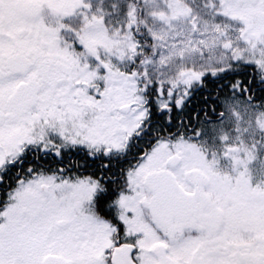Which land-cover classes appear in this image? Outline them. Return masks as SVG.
<instances>
[{"label": "snow or ice", "instance_id": "1", "mask_svg": "<svg viewBox=\"0 0 264 264\" xmlns=\"http://www.w3.org/2000/svg\"><path fill=\"white\" fill-rule=\"evenodd\" d=\"M0 264H264V0H0Z\"/></svg>", "mask_w": 264, "mask_h": 264}]
</instances>
